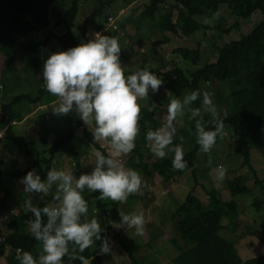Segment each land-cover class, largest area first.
<instances>
[{"label": "trees", "instance_id": "trees-1", "mask_svg": "<svg viewBox=\"0 0 264 264\" xmlns=\"http://www.w3.org/2000/svg\"><path fill=\"white\" fill-rule=\"evenodd\" d=\"M81 1L71 0L70 6L64 11L61 18L55 21L54 26L63 25L65 27L62 34L47 33L44 38L39 39L30 37V34L40 33L49 26L48 14L51 0H0V63H6L10 68H13V61L23 56L27 57L29 62L35 58L36 54L47 48L53 37L59 45L56 53L76 47L78 39L75 34V21ZM112 1L94 0L95 5L82 19L81 37L90 27L96 31L104 29L110 20L113 23L116 22V13L109 10ZM217 3L225 6L233 16L240 20H246L260 9L261 20L250 31L240 33L238 39L229 40L218 46L212 45L211 47L210 44L202 49L200 42H197L195 48L179 46L174 48L173 52L177 57L193 68L186 69L176 64L171 70L157 73V77L163 80L158 92L166 91L169 94L168 98L182 101L187 92L198 91L200 93L196 107L187 105L188 110L185 111L183 121L178 127L179 137H175L173 145L170 146L171 148L180 145L182 138H187L188 148L183 149L187 168L181 171L173 167L174 152L170 150L164 159L152 158L149 142L145 137L149 130H156V126L148 127L141 122L143 133L136 139V148L127 158V165L144 176L157 174L163 178L164 182L189 170L194 183L198 184L195 166L198 162V153L202 150L197 143L196 121L202 119L206 130H214V124L210 113L203 112L201 116L191 118V110L201 108L203 94L208 92L214 104L221 100L228 102L229 111L226 115L219 114V118L223 121V125L232 131L236 141L233 153L240 156L242 167L247 168L246 173L238 174L225 182L230 196L250 195L252 189L247 184L250 179H253L254 185H258L259 192L264 195V181L258 177L251 162L254 150L264 160V0H144L136 27L137 29L145 27L148 31L162 30L178 38L189 37L203 30V36H206L211 27L203 20L210 19L216 14L215 4ZM115 27L117 30L116 23ZM237 27H239L238 23L231 28ZM214 55L215 57L212 58ZM201 61L203 64L199 66ZM210 81L226 85L228 93L224 94L221 89H218L211 94L207 89H204V84ZM38 84L36 97L33 98L31 93H18L0 105V129L8 121L16 120L15 108L20 103L27 102L33 105L41 103L45 95V89L42 87L43 77L39 78ZM145 109V107L141 108V110ZM150 116H152L153 122L158 124L159 120L153 111L150 112ZM64 121L67 125L66 129L56 143L45 150L46 153L41 151L38 144L27 136L6 134V138L13 145L18 146L20 151H25L28 156L25 168L10 174V176L20 177L34 168L41 167L42 169L43 166V177H46L47 172L51 170L53 157L62 145L72 142L75 131L78 129L82 131L90 145L106 157L109 155L108 149L94 140L92 131L87 129L75 107L65 115ZM144 148L145 152H143ZM81 155L82 151L71 152L73 173L78 174L80 170ZM2 162L3 160L0 158V164ZM6 173L5 168L0 169V215L9 209L14 197L13 189L5 180ZM204 191L208 198H211L215 204L229 214V222L222 223V214L216 208H206L199 212L188 203L181 202L172 210L171 217L176 220L175 224L182 240V246L175 243L178 254L160 264H264V253L243 260L238 254L235 242L220 234L222 229H226L236 234L237 239L240 240L243 236L257 233L255 224H246L242 229L237 218L236 201L234 199L222 200L215 188L204 189ZM85 193L84 198L88 202L89 211L105 212L111 207L113 220L121 222L120 212L124 211L119 209L117 202H102L99 199L101 195L99 192L87 190ZM52 198L44 195L35 204V207L48 206L51 204ZM252 204L260 210L264 208L262 205L264 198L260 203ZM124 213L127 214V212ZM34 219V214L27 211L19 218L11 217L7 221L5 233L0 230V234L4 236V241L0 243V255H4L6 249H10L12 252H16L18 249L27 251L37 258L41 255L39 246L42 244L29 231L30 221ZM43 219L46 222L47 217L45 216ZM101 238V240H95L93 246L83 253H79L77 249L75 255L85 256L88 258L89 264H105L103 256L99 254L102 240L104 238L115 239L124 248L130 259V264H142L134 255L133 250L122 243L120 234L111 227L102 230ZM260 239L264 243V237L260 236ZM73 247V245H69L70 255L73 254L71 251ZM68 260L72 264H81L79 259H69L68 256L64 257L63 264H68ZM16 264H20V261L16 260Z\"/></svg>", "mask_w": 264, "mask_h": 264}, {"label": "rangeland", "instance_id": "rangeland-1", "mask_svg": "<svg viewBox=\"0 0 264 264\" xmlns=\"http://www.w3.org/2000/svg\"><path fill=\"white\" fill-rule=\"evenodd\" d=\"M144 0H113L111 10L116 13V24L118 29L116 30L115 23H110L107 28L101 29L99 33L103 35H110L117 37L121 47L120 60L122 66H126L125 75H130L138 70L146 69L153 72L156 76L158 72H165L171 70L176 64L183 68L192 69L193 66L185 63L173 49L176 47L195 48L197 42H200L201 48L212 45H220L229 40L238 39L240 33H246L250 31L261 20V11L258 9L246 20H240L236 16H233L223 5L219 3L215 4L216 13L219 12V16L216 14L210 19H204L208 21L207 24L211 28L207 32L206 36H203L204 31L200 30L189 37L178 38L175 35L168 34L162 30L154 29L152 31L146 30L145 27H139L137 29L139 13L143 8ZM71 0H51L49 5V26L40 33L30 34V37L42 39L47 33H54L60 35L65 31L63 25L54 26L56 20L60 19L64 11L70 6ZM94 0H82L80 10L75 21V34L77 36V45L81 43H87L93 38L94 29L91 27L86 34L81 37L82 19L89 13L94 6ZM238 23L237 28H231L234 24ZM59 49V45L53 37L45 50L36 54L34 59L28 62L27 57L17 58L13 61V68H10L6 63H0V105L6 103L10 98L18 93H31L32 97L38 95L37 88L39 86L38 80L43 77L44 63L53 53H56ZM212 50V48H211ZM215 55L212 57L214 58ZM211 58V59H212ZM203 61L200 62L201 66ZM2 79V80H1ZM42 87L45 89V95L40 104H30L22 102L15 108L17 118L15 121H8L1 130H6L3 142L4 147L0 148V158H3V163L0 164V169L3 166H7V173L5 180L10 184L13 189L14 202L8 210L3 211L0 217L3 216L4 220L8 221L11 217H20L24 212H27L26 201L31 199L33 206L44 196L53 197L56 190V186L53 185L52 193H26L24 191V185L21 180L26 175L20 177H12L10 174L16 173L19 170H23L26 166L28 156L25 151H20L18 146L13 145L6 134L10 136L24 135L37 139L40 135V131L43 127L50 130L47 135L44 145L48 143L47 149L56 143L57 139L66 129L67 125L64 122L65 115H56L53 112V107L57 105V97L51 95L45 87V81L43 80ZM204 89L211 94L221 89L224 94L228 93V88L224 84H220L216 81H210L204 84ZM192 91L187 92L186 95L191 94ZM169 94L166 91H160L153 93L149 90V96L139 101L145 110H141L139 124L144 123L145 126H156V129L160 128L166 123L168 104L173 98H168ZM212 98V97H211ZM184 97L182 98V100ZM198 105V99L193 101L189 107H196ZM41 106V107H39ZM215 106L219 114H226L229 110L228 102L225 100L217 101ZM201 115L203 114V104L201 106ZM188 110L187 105L185 111ZM32 112L34 116L33 122H29L27 126H35L33 131L31 127L23 126L21 121L25 112ZM155 113L159 119L158 124L153 122L150 112ZM1 116V111H0ZM55 117V121L48 119ZM156 117V118H157ZM183 121V116L177 118L174 125L177 129L174 138L179 137L178 127ZM89 131L95 127L94 121L92 125H86ZM206 126V125H204ZM143 126L140 125L139 138L143 133ZM187 138H182L180 146L183 149L188 148ZM101 146L108 149V142L100 141ZM235 137L230 129L224 126L223 137H217L215 146L208 152L204 153L200 151L198 153V162L195 166V173L197 175L198 184H195L192 178L191 172L188 170L180 176H173L168 182H164L163 178L157 174L150 176H144L141 191L139 193L131 194L125 202H117L121 211L127 212V214H139L143 213L146 225L143 235L136 233L135 228L116 227L120 224V221L113 220V213L111 207L105 212L103 211H89L88 219L96 217L101 225L102 230L106 227H111L114 231L120 234L122 243L131 248L134 255L142 264H160L165 263L173 256L178 254V248L174 244L182 246V240L180 239L179 231L175 224L176 220L171 217V212L181 202L186 201L191 204L193 208L199 212L204 211L206 208H216L222 214V222L227 224L230 220L229 214H227L219 205L215 204L211 198H208L204 189H216L218 195L222 200L234 199L237 203V210L239 224L244 229V225L254 223L257 227V233L254 235L243 236L240 240L237 239L236 234L230 231L221 230L220 234L225 238H228L235 242V247L238 254L243 260L259 256L264 253V243L261 241L260 236L264 237V208L258 210L252 203H260L264 195L259 192V186L254 185L253 179H250L247 184L251 187L252 193L246 196H230L229 190L226 188L225 182L232 179L238 174L246 173L247 168L242 167L241 158L239 155L233 153L235 148ZM44 147V148H45ZM82 151V157H80V170L77 173H73L76 179L81 174H90L95 167V152L98 150L90 145L87 139L83 136L80 129L75 131V136L71 143L66 146L60 147L55 156L53 157L51 169L56 170H68L73 171V158L71 152ZM167 155L169 154V150ZM45 152V151H44ZM145 152V148L143 150ZM46 153V152H45ZM130 155V154H129ZM123 157V163L126 168L132 167L127 165V158ZM152 158L156 157L152 152L150 153ZM207 158V159H206ZM208 160V161H207ZM251 162L256 169L258 177L264 181V160L257 151H253L251 155ZM223 165L227 169L225 179L217 183L216 169L218 166ZM36 174L40 175L42 180H46L43 177V166L34 168ZM87 188L84 189L82 195L87 192ZM102 202H116L110 199L101 200ZM204 202V203H203ZM264 206V204H262ZM132 210V211H131ZM4 220H0V230L5 233L6 223ZM260 235V236H259ZM95 242V238H94ZM174 242V243H173ZM111 252L108 254H102L105 264H130V259L127 256L122 245L118 240H109ZM253 243V244H252ZM96 246V245H95ZM40 253H42V245L39 246ZM17 251L12 252L10 249H6L4 255H0V264H16ZM68 264H72L68 260Z\"/></svg>", "mask_w": 264, "mask_h": 264}, {"label": "clouds", "instance_id": "clouds-1", "mask_svg": "<svg viewBox=\"0 0 264 264\" xmlns=\"http://www.w3.org/2000/svg\"><path fill=\"white\" fill-rule=\"evenodd\" d=\"M219 16V12L216 13ZM205 23H208L205 20ZM87 43L70 48L67 51L53 53L44 63L43 80L46 90L57 97L53 107L56 115H66L73 110L79 114L86 125L92 129L94 140L108 142L109 155L95 152V167L90 174H81L78 179L71 169L47 172L42 180L35 171H29L22 178L26 193H52L56 190L48 206L38 208L28 199L26 208L35 219L30 221V234L42 244V253L34 257L32 253L17 250L16 259L20 264H63L65 256L79 259L81 264H89L88 258L75 255L77 249L83 253L101 240V225L96 217L88 219L89 206L82 195L85 188L90 192H99V199L125 202L131 194L139 193L142 176L134 169L124 166L123 157L136 148V139L140 134V100L159 91L163 80L153 72L142 69L125 75L126 66L120 60L121 47L117 37L93 33ZM198 91L180 99H172L168 104L166 123L156 130H149L145 139L150 151L159 159L174 152L172 160L176 170L187 168L182 146L173 145L177 129L174 122L185 114V106L196 101ZM203 111L210 113L214 130H206L202 119L196 121L197 143L204 153H208L216 144L217 137H223L224 125L218 110L208 92L203 94ZM226 115V114H225ZM201 116V109H192L191 118ZM6 130H0L3 138ZM227 169L220 165L216 169L217 183L226 177ZM47 217L46 222L43 217ZM121 222L116 227L135 228L143 235L146 220L143 213L125 214L120 212ZM71 249L70 255L69 245ZM111 252L109 240H102L99 254Z\"/></svg>", "mask_w": 264, "mask_h": 264}, {"label": "crops", "instance_id": "crops-1", "mask_svg": "<svg viewBox=\"0 0 264 264\" xmlns=\"http://www.w3.org/2000/svg\"><path fill=\"white\" fill-rule=\"evenodd\" d=\"M160 73H162V72H160ZM39 107H41V106H39ZM32 116H34L33 115V113L30 111V112H25L24 113V115L22 116V118H21V121L20 122H18L19 124H21L22 123V125L23 126H27V124L29 123V122H33L32 120ZM157 117V116H156ZM32 119V120H31ZM157 119H158V117H157ZM50 120H52V121H55V117H53V118H50V119H48V122H50ZM159 120V119H158ZM65 122V121H64ZM182 123V122H181ZM30 124V123H29ZM3 127V126H2ZM28 127H31V129H32V131H33V129H34V127L35 126H33V125H30V126H27V128ZM2 129V128H1ZM0 129V130H1ZM50 132V130L48 129V128H46V127H43L42 129H41V131H40V135L38 136V138L37 139H33L32 137H30L31 139H33L37 144H38V147H39V149L41 150V151H45L46 149H47V147H45V146H48V143H46V145H44V141L46 140V138H47V135H48V133ZM8 134V133H7ZM3 140H4V137L3 138H0V148L1 147H4L5 146V143L3 142ZM42 140H43V142H42ZM68 145V144H67ZM63 146H66V144H64V145H62L61 146V148L63 147ZM45 147V148H44ZM82 157V156H81ZM1 159L3 160V158L1 157ZM3 163V162H2ZM2 168H5V170L6 169H8L7 168V166H3ZM184 202H186V201H184ZM16 203H18L17 201H15L14 202V200L11 202V205H10V207H12V205H15ZM187 203V202H186ZM204 203V202H203ZM189 204V203H188ZM17 205V204H16ZM15 205V206H16ZM189 205H191V204H189ZM192 206V205H191ZM9 207V208H10ZM193 207V206H192ZM9 211V210H8ZM132 211V210H131ZM22 215H20V217H21ZM14 218H19V217H14ZM5 218H3V216L2 217H0V220H4ZM221 221H222V217H221ZM4 222H7L6 220H4ZM223 223V222H222ZM224 224V223H223ZM6 230H7V228H6ZM14 254H15V252H14ZM102 255V254H101ZM167 262V261H166Z\"/></svg>", "mask_w": 264, "mask_h": 264}, {"label": "built area", "instance_id": "built-area-1", "mask_svg": "<svg viewBox=\"0 0 264 264\" xmlns=\"http://www.w3.org/2000/svg\"><path fill=\"white\" fill-rule=\"evenodd\" d=\"M110 23H113L112 20L109 21V23L106 24L104 30L107 28V26L110 24ZM100 30H96L94 31V33L96 32H99ZM4 241V236L2 234H0V243H2Z\"/></svg>", "mask_w": 264, "mask_h": 264}]
</instances>
